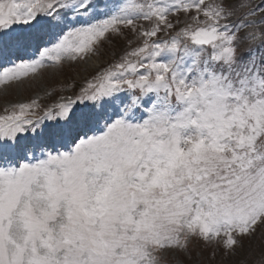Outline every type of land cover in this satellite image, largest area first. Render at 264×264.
I'll list each match as a JSON object with an SVG mask.
<instances>
[{"label":"snow or ice","instance_id":"1","mask_svg":"<svg viewBox=\"0 0 264 264\" xmlns=\"http://www.w3.org/2000/svg\"><path fill=\"white\" fill-rule=\"evenodd\" d=\"M126 34L74 98L0 111V264H162L194 240L233 255L264 241V78L236 64L264 40V0H0V85ZM192 49L234 71L189 80ZM249 255L238 264H264V243Z\"/></svg>","mask_w":264,"mask_h":264},{"label":"rangeland","instance_id":"2","mask_svg":"<svg viewBox=\"0 0 264 264\" xmlns=\"http://www.w3.org/2000/svg\"><path fill=\"white\" fill-rule=\"evenodd\" d=\"M98 5H103L104 0H95ZM130 34L124 37L110 38L100 48L102 55L92 56L85 62H71L65 60L62 67L48 65L42 68L34 76L21 78L20 82L12 81L7 85H0V111L6 104L27 102L33 98H38L41 106L52 104L58 97H73L79 92L80 87L86 79L106 66L114 59H118L127 46V39ZM257 42V41H256ZM248 46L241 42L237 49L236 64L251 67L252 70H258L260 77L264 78V40H258L257 43ZM210 50L209 47H205ZM247 52H250L248 54ZM247 53V54H246ZM210 51L195 49L190 50L182 59L177 61V70L189 80L197 79L201 73L211 71L213 74L223 75L234 71V66L223 63L208 62ZM160 60L167 61L171 59L170 53H162ZM258 86L253 84L248 88H237L234 91L242 96L252 92ZM51 93V95H49ZM264 241L259 238L253 241H246L248 247L239 249L236 254L223 253L216 249L214 245L206 246L200 241H192L188 251H178L176 253H165L162 264H238L239 261L248 258L249 248L257 254L259 246Z\"/></svg>","mask_w":264,"mask_h":264},{"label":"trees","instance_id":"3","mask_svg":"<svg viewBox=\"0 0 264 264\" xmlns=\"http://www.w3.org/2000/svg\"><path fill=\"white\" fill-rule=\"evenodd\" d=\"M257 42H258V41H257ZM257 42H256V43H257ZM256 45H257V47H261L263 44H259V45H258V43H257ZM263 46H264V45H263ZM205 47H209V46H205ZM247 53L250 54V52H247ZM247 53H246V54H247Z\"/></svg>","mask_w":264,"mask_h":264}]
</instances>
